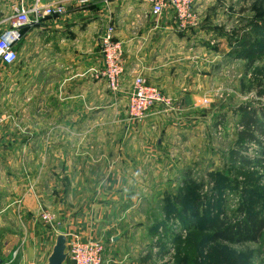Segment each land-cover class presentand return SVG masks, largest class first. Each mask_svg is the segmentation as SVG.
<instances>
[{"label":"rangeland","instance_id":"1","mask_svg":"<svg viewBox=\"0 0 264 264\" xmlns=\"http://www.w3.org/2000/svg\"><path fill=\"white\" fill-rule=\"evenodd\" d=\"M145 13L150 18L163 16L149 7ZM164 16L168 23L160 50L148 56L160 70L135 75L125 103L102 98L117 94L120 84L112 90L97 78L101 55L83 74L85 82L105 84L98 92L100 99H68L65 120V109L62 118L58 114L60 90L70 94L73 85L64 90L44 71L16 66L7 71L11 83L5 89L3 112L8 122L2 129L6 133L0 135L5 181L0 178L1 264H46L57 227L63 226L66 233L74 223H84L91 210L108 219L113 216L108 236L91 238L104 246L102 264H264V231L257 243L242 244L214 242L213 231H208L213 223L232 226L240 213L264 216L263 147L239 137L254 113L264 125V0H198L192 20L184 25L171 14ZM107 25L121 46L123 76L124 49L111 21L105 22L101 34ZM137 79L155 88L168 108L154 105L141 119L130 118L129 99ZM108 110L116 116L124 111L140 129L133 128L132 141H114L115 151L105 152L111 131L103 129L113 123L104 114ZM74 111L101 113L94 149L90 127L86 120H76ZM60 122L62 135H55L60 150L28 147L35 134L42 137L49 128L58 129ZM84 126L87 134L80 135L87 140L78 134ZM254 136L264 141L259 132ZM45 154L52 166L67 162L61 178L54 173L59 168H52L49 185L33 178L29 169L30 162H47ZM12 162H25L22 177L16 178ZM48 190L61 198L50 200ZM98 221L103 229L102 216ZM75 229L67 230L68 235L89 239ZM110 256L114 259L107 263ZM65 264H72L71 259Z\"/></svg>","mask_w":264,"mask_h":264},{"label":"crops","instance_id":"2","mask_svg":"<svg viewBox=\"0 0 264 264\" xmlns=\"http://www.w3.org/2000/svg\"><path fill=\"white\" fill-rule=\"evenodd\" d=\"M33 4L34 0H0V35L10 28L11 20L16 15L18 8L28 9ZM40 4L62 6L64 14L47 17L40 24H27L20 27L18 30L19 40L14 45V49L18 54V61L15 63L16 65L13 64L12 66L20 67L23 71H44L45 74L52 77L53 83L60 88H64V90L68 86L73 85V91L70 94H63L62 90H60L59 101L61 106L58 114L61 113L62 109H65L64 120L68 118L66 111L68 99L75 103L98 101L101 97L98 92H103V88L105 89V84H101V81L85 82L83 74L87 66L91 67L96 64L97 59L99 60V37L106 21L107 24H110V21L112 22L115 38L121 42L125 56L123 64L124 74L119 81L118 93L112 95L113 97L102 95L103 99L114 98L119 103L127 102L128 95L132 93V81L135 75L139 74L145 77L149 73H156L160 70L157 66L158 63L148 60V56L158 54L160 44L164 39V28L168 23L166 20L167 16L164 15L168 14L170 16L171 13L166 12L162 14L163 16L160 15L162 16L161 18H150L145 13L149 6L142 0H40ZM10 67L0 63V135L6 133L5 130L2 132V129H6L8 122L3 108L5 104V89L10 82L7 75ZM167 94L172 96L171 91H168ZM74 114V118L77 117L76 120H86L91 130L88 136L91 137L92 144H98V140H95L99 138L100 134L99 121L102 117L101 113L74 111ZM104 114L109 115L113 121L112 127L103 129L111 131L107 134L110 143L105 144V152L115 151L112 147L115 143H120L122 140L123 145L132 141L133 128L140 129L139 127L136 128V125L133 126L132 121L128 120L124 111L119 112L118 116L115 115V111L110 110ZM60 118H62L61 114ZM118 120L119 124H121L119 126L117 125ZM121 120L123 123H121ZM63 122L65 123V121ZM64 123L58 129L55 127L49 128L42 137H39V134H35L33 141L27 142L28 147L35 145L38 148L37 150H42L43 152H52L55 148L60 150L56 147L58 139H56L55 135L59 132L61 137ZM83 125H85L84 122ZM86 130L84 126L82 132L78 134L79 137L87 140V137L82 136L87 134ZM28 134L32 136L31 128L28 129ZM84 139L81 140L82 143L89 145V142ZM114 141L116 142L114 143ZM62 143L65 142L63 141ZM35 147L34 149H36ZM94 148L95 145L93 144ZM44 158L45 160L48 159L47 162H30L29 169L34 176L33 178L39 181L42 179L41 181L49 185L52 177V168H59V172L55 171L54 173L61 178L62 174L67 172V162H62L61 164L55 162L54 166H52L50 162L52 158H48L46 154ZM100 159L109 161V157L102 156ZM26 166L25 162H15V166L13 164V169H15L13 173L16 178L22 177L23 169ZM0 178L1 182H5L2 171H0ZM14 181V179L8 180V182L12 183ZM62 182L63 180L60 181L59 194H62ZM50 192L48 190L46 195L50 200L61 198V196L57 198ZM59 212L61 214V211ZM101 216L103 229H101L98 221ZM112 218L113 216H109L108 219V215H102L91 210L89 218H84V223H74L73 226H70L71 228L66 229V234L68 233L67 230L76 228L75 230L80 233L87 234L89 239L108 236L106 230H108L107 227H109ZM104 220L107 221L106 225H103ZM110 237L113 239V236ZM112 258L114 259V256L107 257V263ZM126 261H130L128 256ZM135 263L136 261H133V264Z\"/></svg>","mask_w":264,"mask_h":264},{"label":"built area","instance_id":"3","mask_svg":"<svg viewBox=\"0 0 264 264\" xmlns=\"http://www.w3.org/2000/svg\"><path fill=\"white\" fill-rule=\"evenodd\" d=\"M22 1V0H21ZM198 0H145L154 15L171 13L177 23L184 25L193 18L194 6ZM64 14L62 6L41 5L40 0L28 8H18L12 18L10 28L0 35V63L12 66L18 61V54L14 45L19 40L18 30L29 24H40L45 18L61 16ZM113 29L107 25L99 37V49L102 59V69L97 73V78L103 79L109 88L118 87L123 67L121 64V46L113 38ZM154 105L168 108V103L153 87L137 79L134 91L129 99V116L132 119H141ZM68 258L72 264H102L104 246L98 241L84 240L76 235L66 234Z\"/></svg>","mask_w":264,"mask_h":264},{"label":"trees","instance_id":"4","mask_svg":"<svg viewBox=\"0 0 264 264\" xmlns=\"http://www.w3.org/2000/svg\"><path fill=\"white\" fill-rule=\"evenodd\" d=\"M241 53L242 56L252 55V52ZM243 127L244 129L239 133V137L260 145L263 147L264 152V141L254 136V133L259 132L264 137V125L256 120L255 113L245 120ZM240 214V220L232 226L220 222L209 225L208 231H213L212 241H223L229 244L257 243L260 241L264 231V216L260 213Z\"/></svg>","mask_w":264,"mask_h":264},{"label":"water","instance_id":"5","mask_svg":"<svg viewBox=\"0 0 264 264\" xmlns=\"http://www.w3.org/2000/svg\"><path fill=\"white\" fill-rule=\"evenodd\" d=\"M67 258L68 251L66 246L65 228L63 226H58L57 235L54 238V244L46 258V264H65Z\"/></svg>","mask_w":264,"mask_h":264}]
</instances>
